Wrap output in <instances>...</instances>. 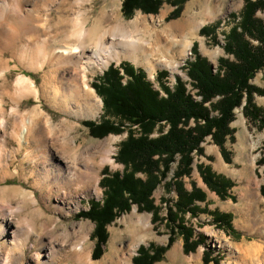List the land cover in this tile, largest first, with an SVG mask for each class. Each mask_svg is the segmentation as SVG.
<instances>
[{
	"label": "rangeland",
	"instance_id": "374dc122",
	"mask_svg": "<svg viewBox=\"0 0 264 264\" xmlns=\"http://www.w3.org/2000/svg\"><path fill=\"white\" fill-rule=\"evenodd\" d=\"M74 1L78 2L71 0ZM77 2L72 9L74 11L80 9ZM82 2L80 11L86 17L87 27L98 23L101 28L107 29L117 23L123 24L127 34L140 38L150 48L152 65L148 66L141 59L134 61L120 56L110 60L105 66L91 67L87 71V82L92 95L90 99L101 101V105L97 107L99 113L91 117L90 113L95 110L93 107L92 110H88L89 104L86 100L81 97L67 98L65 91L68 84L66 85L65 78L68 74L63 75L67 73L66 71L58 68L55 72L47 64L27 68L25 61L18 57L16 51L0 45V67L8 68L5 77H0L2 83L0 99L8 112L5 123L8 133L6 147L8 151H6L10 155L7 157L6 166L4 159L0 162V229L2 217L8 213L7 215L12 218V229L16 226L21 230L18 241L12 244L9 233L4 234L5 236L0 233V264H81L70 257L71 246L75 242L79 243V239L85 234L88 235L86 247L92 262L100 261L111 254L110 247L113 246V258L117 259L130 249L126 254L129 257L127 264H135L134 259L138 257L139 247L153 254L156 247L165 246L171 237L173 240L171 245L160 254L159 260L152 264H264V128L260 126L259 120L251 118V115H244L242 107L245 104V96L241 105L232 110L233 119L229 122L232 132L227 135L223 147L216 145L209 135L206 136L200 143L201 154L193 152L190 175L181 178L187 190H190L195 183L196 187L201 188L205 193L204 201H195L194 205L190 206L191 214L188 211L177 213L179 211L173 206L177 194L172 187L165 186V181L173 179L179 160L177 154L169 171L149 196L154 211L135 203L129 204L130 200L127 198L128 207L103 226V242L98 241L96 221L86 215H79L91 209L94 202L97 206L104 202L108 185L113 182L112 177L115 174L118 173L119 178L132 175L136 186L138 182L144 183L148 180L145 174L135 171L118 160L121 143L128 139L130 134L138 137L140 128L129 123L121 125L116 115L105 111L102 100L105 89L101 78L103 72L110 64L118 66L121 62L129 63L142 70L145 79L151 83L154 90L159 92V96L163 97L166 94L161 84L172 89L176 82L175 77H178L192 97L198 100L199 97L194 95L195 88L192 86V81L187 75L188 63L198 56L208 62L212 72H216L218 60L230 57L223 49L224 35L239 21L245 1L161 0L154 13L135 9L129 16H125L122 12V0H83ZM52 8L54 11L55 8ZM254 15L264 21V7L257 9ZM135 16L138 18L133 21ZM56 22L57 20L52 18L51 24ZM191 23L192 26L189 27ZM184 36H187L186 40L190 46L186 57H181L182 53L177 45L175 48L170 47L172 41L177 42ZM24 44L25 41L21 38L18 46ZM251 44L256 45V42L252 41ZM163 59L176 63L175 70L162 66ZM19 74H24L34 81L39 90L38 97L32 95L14 97L11 85ZM122 81L125 83L126 77ZM249 82L260 89L259 92L252 93L251 100L260 110L259 117L264 118V67L257 70ZM94 84L97 85V89L94 88ZM53 89L57 91L55 96L52 94ZM35 105L52 119L56 136H51L47 132L48 135H45L39 120L38 129L41 130L42 140H45L49 154L54 155L59 163L70 161L69 153L72 150L80 153L110 138L108 147L112 162L105 163L100 168L97 195L89 190L74 191L71 189L72 185L64 186L63 190L66 192L70 190L71 196L64 200L62 208L58 209L55 205L61 204L59 201L61 199L55 185L50 191L44 188L35 190L32 187L29 171L35 166L31 162V152L27 154V158L25 155L31 147L21 142L20 148L16 149L18 143L11 134L19 131L23 136L25 133L24 128L16 126L14 117L17 113L14 110L17 109L22 113L24 121L28 117L27 112ZM205 105L209 108L208 103ZM215 114L216 111L210 110V115ZM104 119L115 123L119 129L100 136L98 134L104 129H96V132L92 133L90 127L83 123L84 121L99 123ZM189 125H194V122L190 120ZM167 129L168 125L165 122H159L155 124L148 137L154 139L165 133ZM29 141L32 146L35 145L31 137ZM61 143H65V147H62ZM95 158L98 160V156ZM130 159L127 157L125 160ZM199 164L228 182L224 196L218 195L206 186L197 168ZM13 186L32 190L37 198L36 204L34 206L27 204L23 209H19L18 200L4 196L2 191ZM141 190L143 188L136 189L137 194ZM168 209L175 212L177 218L175 223L168 220ZM224 217L226 219L223 222ZM146 219L149 221L148 235L144 239L133 237L130 231L131 224L144 223ZM80 223L84 232L78 233L77 227ZM182 232L188 234V251L184 250ZM25 236H27L26 240ZM133 245L135 246L132 247ZM250 245L251 247L254 245L256 251H246L245 248ZM52 253L54 254L51 256ZM139 259L142 262L143 257Z\"/></svg>",
	"mask_w": 264,
	"mask_h": 264
},
{
	"label": "trees",
	"instance_id": "16d2710c",
	"mask_svg": "<svg viewBox=\"0 0 264 264\" xmlns=\"http://www.w3.org/2000/svg\"><path fill=\"white\" fill-rule=\"evenodd\" d=\"M244 1L239 21L224 35L223 49L231 58L219 59L216 72H212L208 62L198 56L188 63L187 75L192 81V86L195 88L194 95L199 97L198 100L192 97L178 77H175L176 82L172 89L161 84L166 94L163 97L159 96V92L154 90L151 83L145 79L143 71L129 63L121 62L118 66L110 64L103 72L101 78L105 89L102 100L105 111L116 115L121 125L129 123L140 128L138 137L130 134V137L121 143L118 160L135 171L145 174L148 180L144 183L140 181L136 186L132 175L119 178L117 173L112 177L113 182L108 185L104 202L98 206L94 202L91 209L79 214L96 221L98 241H104L103 226L129 204L135 203L154 211L149 196L165 177L177 154L179 160L173 179L165 181V186L172 187L177 194V200L173 204L179 211L177 213L188 211L191 214L190 206L194 205L195 201H204L205 193L201 188L196 187L195 183L190 190H187L181 178L190 175L193 152L201 154L200 143L206 136L209 135L216 145L223 147L227 135L232 132L229 127V122L233 119L232 110L241 105L243 96H245V104L242 107L244 115H251V118L259 120L260 126L264 128V118L259 117L260 110L251 100L252 93L259 92L260 89L249 82L253 74L264 67V21L254 15L257 9L264 7V0ZM160 3L161 0H122V12L125 16H129L135 9L154 13ZM252 41H255L256 45L251 44ZM124 77H126L125 83L122 81ZM93 86L97 89L96 84ZM205 103H208L210 110L216 111L215 115H210ZM190 120L194 125H189ZM159 122L168 125L167 131L154 139L149 138L148 134ZM83 123L90 127L92 133H95L96 129H104L98 134L100 136L119 129L108 119L100 120L99 123L94 121ZM127 157L131 159L125 160ZM197 168L206 186L218 195L224 196L228 182L207 167L202 168L201 164ZM142 188L143 190L137 194L136 189ZM127 198L130 200L129 204ZM168 214V220L175 223L177 220L175 212L168 209ZM224 219L226 218L222 219L223 222ZM176 226L182 228L179 224ZM182 234L184 250L188 251V234L186 232ZM172 241L169 237L166 245L156 247L153 254L139 247L138 257L134 259V263L152 264L159 260L160 254L171 245ZM139 257H143L142 262L139 261Z\"/></svg>",
	"mask_w": 264,
	"mask_h": 264
},
{
	"label": "bare ground",
	"instance_id": "6f19581e",
	"mask_svg": "<svg viewBox=\"0 0 264 264\" xmlns=\"http://www.w3.org/2000/svg\"><path fill=\"white\" fill-rule=\"evenodd\" d=\"M82 1L83 0H78V2H71V0H0V45H5L16 51L18 57L25 61L24 64H26L27 68H34L47 64L51 66L55 72L58 68L66 71L67 73L63 75L66 76L68 74L65 78L66 85L68 84V87H66L67 91H65L67 98L81 97L86 100L89 104V107H87L88 110H92V107L95 110L90 113V116L93 117L99 113L97 107L101 105V101L100 99H93V102L90 99L92 95H90L91 90L87 82V71L91 67L105 66L110 60L120 56L128 57L134 61L141 59L148 66L152 65V60L150 57V48L146 46L140 38L127 34L123 24L117 23L107 29L101 28L98 23L96 25L93 24L92 27H87L86 17L83 12L80 11L83 3ZM76 2L80 7L78 11L72 10ZM52 7L55 8L54 11ZM52 18H55L57 22L51 24ZM137 18L138 17L135 16L133 21L137 20ZM189 25V27H191L192 23ZM21 38L25 41V44L18 46V42ZM186 38L187 36H184L177 42L172 41V46L170 47L175 48L177 45L182 53L181 57H186L188 54L190 43L187 42ZM161 64L172 70H175L177 65L176 63H170L166 59H163ZM7 69L6 67L2 69L0 67V77H5V71ZM68 69L69 71H67ZM0 85H2V83H0ZM43 85L45 88V84ZM11 89L12 94L16 98L26 95L38 97L39 95V90L34 81L24 74H19L16 77L11 85ZM52 92L54 96L57 93L56 89H53ZM14 112L17 113L14 117L16 126L24 128L25 133L21 136L19 131H16L11 134V137L18 143L16 149L20 148L21 142L31 147L25 152V155L27 158V154L31 152V162H33L35 167L30 169L29 175L32 179V187L35 190L44 188L50 191L53 185H55L60 193L59 196L61 199L59 200L57 198L61 203L55 205L58 209H61L64 200L71 196L70 190L68 192L63 190L64 186L72 185L71 189L74 191L81 190L85 192L89 190L92 191L94 195L99 193L98 176L100 168L103 164L112 162L109 153L110 148L108 147L110 146L108 145V143H110V138H106L100 141L99 144L92 145L89 149L80 153L79 151L72 150L69 153L71 160L65 163H59V161L53 157L54 155L52 156V154H49L50 152L46 147L45 140H42L41 130L40 128L38 129L40 121L43 133L45 135L48 133L54 136L55 130L51 117L43 112L38 105H35L27 112L28 117L24 121L22 119L24 118L22 113H19L17 109H15ZM7 115L8 112L4 109L3 102L0 99V162L4 159L5 166L7 165V157L10 156L6 149L8 146V133L5 129ZM30 137L35 144L34 146L30 144ZM62 142H64V140ZM65 145V143H61L62 147H65ZM3 156H5V158ZM96 156H98V160H96ZM24 159L25 157L23 160ZM2 191L4 196L7 195L10 198L12 197L18 200L19 209H23L27 204L30 206L36 204L37 198L32 190L20 189L19 187L13 186L5 188ZM7 214L2 217L0 233L3 236L9 233L8 235L12 244L16 240L18 241L21 230L16 226L15 229H12V218ZM21 222L23 221H20V223ZM148 225L149 221L147 219L144 223L133 222L130 227L133 237L144 239V237L148 235ZM77 231L78 233L84 232L81 223L78 225ZM24 238L26 240L27 236ZM79 240V243L75 242L71 246L72 253L70 257L74 259L76 263L127 264V262H129V257L126 254H128L130 249L126 254L122 253L120 255L121 257L119 256V259H116L113 258V246L110 247L109 253L111 254L103 257L100 261L92 262L91 255L86 247L88 235L85 234ZM23 241L22 239V242ZM134 246L135 245L132 247ZM252 246L253 247L250 245L245 248L246 251L254 252V245ZM51 248L54 249L52 246ZM52 249L51 251H53ZM53 254L54 253H52L51 256ZM119 260L121 261L119 262Z\"/></svg>",
	"mask_w": 264,
	"mask_h": 264
}]
</instances>
